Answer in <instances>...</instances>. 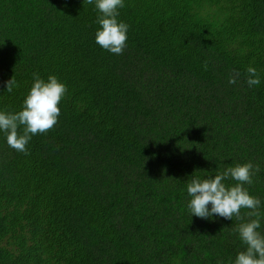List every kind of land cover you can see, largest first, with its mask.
I'll list each match as a JSON object with an SVG mask.
<instances>
[{"label":"trees","instance_id":"1","mask_svg":"<svg viewBox=\"0 0 264 264\" xmlns=\"http://www.w3.org/2000/svg\"><path fill=\"white\" fill-rule=\"evenodd\" d=\"M119 13L116 55L94 42L88 0H0V108L19 110L34 72L67 85L27 154L0 134V264L227 260L239 221L190 217L184 181L245 161L264 210V0H125Z\"/></svg>","mask_w":264,"mask_h":264},{"label":"clouds","instance_id":"2","mask_svg":"<svg viewBox=\"0 0 264 264\" xmlns=\"http://www.w3.org/2000/svg\"><path fill=\"white\" fill-rule=\"evenodd\" d=\"M88 3L94 7V22L98 25L94 32V42L110 53L121 54L126 46L129 28L119 18V10L124 7L125 0H88ZM245 71V82L249 87L260 84L261 77L256 67L250 64ZM227 82L235 83L234 77L229 76ZM15 84L16 81L11 77L5 81L6 90L11 92ZM66 92V83L55 74H48L45 78L34 72L31 86L19 110L0 108V134H3L4 142L15 151L27 154L26 145L32 137L37 133H45L57 122L59 104ZM257 171V165L245 161L203 177L192 173L184 181V208L190 217L208 220L224 218L231 221L235 217L239 221L231 232L242 247L234 256L227 260L218 259L216 264H264L262 201L246 187L253 183ZM229 180L234 183H228ZM241 209L247 211L242 213Z\"/></svg>","mask_w":264,"mask_h":264}]
</instances>
